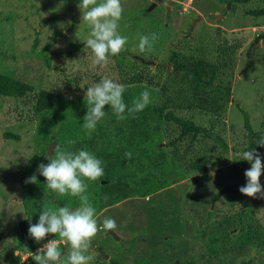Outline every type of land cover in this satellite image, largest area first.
Wrapping results in <instances>:
<instances>
[{"label": "rangeland", "instance_id": "374dc122", "mask_svg": "<svg viewBox=\"0 0 264 264\" xmlns=\"http://www.w3.org/2000/svg\"><path fill=\"white\" fill-rule=\"evenodd\" d=\"M78 2L0 0V74L62 95L52 110L39 114L33 110L31 96L0 98V264H35L32 253L55 238L64 257L70 252V246L54 235L25 244L20 230L23 221L37 223L42 208L80 206L78 197L60 196L48 189L37 171L40 164L48 163L45 157L55 155L57 146L74 153L87 150L104 168L100 180L88 182L86 194L96 209L98 224L111 217L117 229L98 232L88 253L90 264H107L110 258L121 264H264V199L239 191L246 184L245 170L251 167L247 161H239V153L251 138L238 110L247 114L256 137H264V14L260 13L264 0L245 4L232 0H122L119 32L128 39V51L110 57L107 66L96 65L91 49L84 44L89 27L81 25ZM152 33L159 37L155 51L140 52L139 36ZM174 52L181 56L179 61L193 55L217 65L226 59L230 100L217 125L229 148V166H221L219 172L217 168L207 174L190 173L177 184L160 172L169 167L152 169L151 183L157 191L144 196L132 189L122 196L120 191L130 185V174L142 169L141 163H147L159 149L167 150V139L141 142L123 121H114L110 107L89 132L82 126L88 107L86 90L104 77L122 84L126 75L142 66L171 67ZM123 85L125 103L133 104L145 90L151 95L150 107L160 103L156 101L158 89ZM187 116L195 121L205 118L195 112ZM73 127L77 130L71 133ZM5 133L18 139L5 137ZM195 147L194 151L201 150V145ZM33 174L38 183H26ZM197 177L201 185L193 187L190 183ZM105 184L114 195V204L109 206L102 191ZM217 194L220 197L214 200ZM152 197L160 202L150 201ZM6 240L11 241L4 246ZM99 251L104 259L98 257Z\"/></svg>", "mask_w": 264, "mask_h": 264}, {"label": "trees", "instance_id": "16d2710c", "mask_svg": "<svg viewBox=\"0 0 264 264\" xmlns=\"http://www.w3.org/2000/svg\"><path fill=\"white\" fill-rule=\"evenodd\" d=\"M232 1L236 4H245L250 0ZM228 6L230 7V3ZM260 13L264 14V9ZM250 14L253 15V12ZM119 55H124V52ZM180 57L179 54L174 52L170 58V61H173L171 67L163 64H156L155 67L142 66L144 67L142 70L135 69L138 71L128 74L123 78L122 84L137 86L145 84L151 88L158 89L160 95L157 96L156 101L159 100L160 103L155 107L148 105L143 111L132 115H127L126 113L127 118L124 120L114 117V121H123L126 128L132 131L134 137L139 138L143 143L151 141L153 143H160L163 139H167L165 143L167 150L159 149L160 152L154 155V157L149 158L147 163L145 161L141 163L140 167L142 169L136 174H130V185H125L126 191L123 189L120 191V195L122 196H125L127 193L131 194L132 189L141 194L143 193L144 196L152 195L150 193L152 190L157 191L158 188L154 187L151 183L154 180V175L152 176L151 173L152 169L158 168V170H161L162 168L169 167L167 171L160 172L162 175L168 176L174 184H177L189 177L190 173L207 174L217 168L219 169L216 172H219L223 167L229 166V148L226 139L223 137V133L221 134L222 130H219L220 126L217 125L220 121L219 118L225 114L230 100L229 83L231 77L230 79L226 77L231 74L225 67L226 59H220L218 64L215 65L193 55L185 57L187 60L184 59L182 61L178 60ZM46 63L49 67L50 62L48 58L46 59ZM139 65L141 64L139 63ZM161 69L162 71H160ZM163 70L169 71L163 72ZM161 73H165V75L161 76ZM29 96L33 98V110L38 114L52 110L62 100V95L59 93L43 90L35 85L22 82L5 74H0V98L23 99ZM75 102L79 105L78 100ZM126 104L129 107L132 106L131 101ZM108 107L106 106L105 110ZM238 110L243 115L244 128L251 138V143L243 151L255 149L264 157V147L256 144L259 139L251 129L247 114L239 107ZM189 112H195V115L204 116L205 118L203 121L201 119L195 121L187 116ZM142 113L144 114L143 116H141ZM70 129L72 130L71 133L77 130L76 127ZM4 136L18 139L12 133H5ZM196 145H201V150L194 151ZM235 149L236 147H233L232 150ZM144 150L147 152L150 149ZM191 154L193 155V159H187L191 157ZM44 160L49 162L46 157ZM221 166L223 167L221 168ZM155 183L157 184V182ZM190 184L193 187L201 185L200 177L194 178ZM149 185H152L151 188H149ZM106 186V184L103 185L104 190L102 191L105 194V204L109 206L110 204H114V195L107 190ZM144 188L147 192H143ZM159 188L161 189L162 186ZM201 191L202 188L197 190V193L199 194ZM219 197L220 195L217 194L213 198L214 200H218ZM152 200L160 202L157 200V197H152L150 201ZM99 209L100 207H98ZM176 210L178 211V209ZM29 226L30 224L27 221H23L20 224L25 244L35 241L29 236ZM103 256H105L103 253L98 254V257L102 259H104ZM107 264H121V262L110 258Z\"/></svg>", "mask_w": 264, "mask_h": 264}, {"label": "clouds", "instance_id": "9594fccd", "mask_svg": "<svg viewBox=\"0 0 264 264\" xmlns=\"http://www.w3.org/2000/svg\"><path fill=\"white\" fill-rule=\"evenodd\" d=\"M77 7L82 13L81 25L87 24L89 27L84 44L91 49L96 65L107 66L110 57L128 51V39L119 32L124 13L122 0H79ZM158 39L156 33L140 35V52H154ZM124 90L123 84L108 77L88 87L85 97L88 107L83 118V128L89 132L94 131L97 124L107 116L106 106L111 108L117 119L124 120L127 115L143 111L151 102L150 92L145 90L129 107L123 99ZM256 144L264 147V137ZM125 155L131 158V153ZM239 157V161H247L251 165L244 173L246 184L239 191L253 199H264V185L261 184L264 157L255 149L243 151L239 153ZM48 159L46 165L42 163L37 169L39 175L45 178L46 187L60 196L78 197L80 206L75 209L67 206L55 210L41 209L38 222L29 226V236L40 243L49 235H54L70 246V252L64 257L59 241L55 238L44 243L36 253H32V258L35 264H90L92 256L88 253L98 232L117 229V223L111 217L105 218L102 225L98 224L96 209L86 194L88 182L98 181L104 176L102 161L87 150L74 153L62 150L59 146L55 148V155ZM26 183H38L37 175L33 174ZM9 241L11 240L4 241V246ZM16 255H19L18 251Z\"/></svg>", "mask_w": 264, "mask_h": 264}, {"label": "water", "instance_id": "95a60500", "mask_svg": "<svg viewBox=\"0 0 264 264\" xmlns=\"http://www.w3.org/2000/svg\"><path fill=\"white\" fill-rule=\"evenodd\" d=\"M159 1H160V0H159ZM153 6H154V5H152L151 7H153ZM151 7H150V8H151ZM150 8H149V9H150ZM136 58H137V57H136ZM137 59L140 60L141 62H144V61H143L142 59H140V58H137ZM147 64L154 65V63H151V62H149V63L147 62ZM109 233H110L112 236L115 237V234H114L112 231H109ZM100 253L102 254V252H100Z\"/></svg>", "mask_w": 264, "mask_h": 264}]
</instances>
